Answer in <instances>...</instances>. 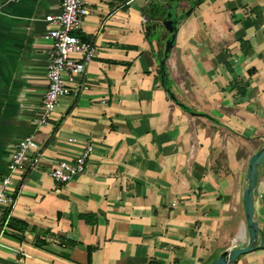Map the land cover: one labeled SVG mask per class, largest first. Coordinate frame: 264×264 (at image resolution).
Returning a JSON list of instances; mask_svg holds the SVG:
<instances>
[{"label":"crops","instance_id":"obj_1","mask_svg":"<svg viewBox=\"0 0 264 264\" xmlns=\"http://www.w3.org/2000/svg\"><path fill=\"white\" fill-rule=\"evenodd\" d=\"M83 2L86 87L38 126L43 16L59 0H0V176L17 141L38 144L12 178L0 264H206L245 245V171L264 141V0ZM175 17L165 88L163 22ZM87 140L83 171L54 182L50 168ZM252 211L255 247L230 264H264V160Z\"/></svg>","mask_w":264,"mask_h":264},{"label":"built area","instance_id":"obj_2","mask_svg":"<svg viewBox=\"0 0 264 264\" xmlns=\"http://www.w3.org/2000/svg\"><path fill=\"white\" fill-rule=\"evenodd\" d=\"M90 9L83 0H59L55 13L43 16L47 28L42 37L49 41L46 58V87L40 99V112L37 125H43L52 115L58 98L76 96L85 89V67L94 55L93 44L83 40L75 33L81 26L82 19ZM92 145L85 141L77 156L72 161L59 160L48 172L49 177L62 184L81 173L89 156ZM33 162L38 157V144L32 136H26L14 145L5 172L0 176V218L5 208L11 207L15 200L14 176L21 174L24 162L29 156Z\"/></svg>","mask_w":264,"mask_h":264},{"label":"water","instance_id":"obj_3","mask_svg":"<svg viewBox=\"0 0 264 264\" xmlns=\"http://www.w3.org/2000/svg\"><path fill=\"white\" fill-rule=\"evenodd\" d=\"M163 28L166 32L170 33V36L164 41L163 56L162 59L159 60L160 65H162L163 58L167 55L174 38V26L171 20H165L163 22ZM161 37H164V33H161ZM263 160L264 141L249 157L245 171L246 185L242 192L243 215L245 218L247 237L245 245H243L242 242H238L233 247L219 253L217 257L206 264H230L236 256L251 251L255 247L258 231L252 218V193L256 181L257 168Z\"/></svg>","mask_w":264,"mask_h":264},{"label":"trees","instance_id":"obj_4","mask_svg":"<svg viewBox=\"0 0 264 264\" xmlns=\"http://www.w3.org/2000/svg\"><path fill=\"white\" fill-rule=\"evenodd\" d=\"M202 0H196V4H198L199 2H201ZM180 17H175L174 19H173V26L175 25V23L177 22V20L179 19ZM174 31V30H173ZM77 36H79L81 39H83V40H88V39H86V38H84L83 36H81V35H79V32L77 31L76 33H75ZM157 76H158V79H159V81H160V83H161V85L163 86V87H167L168 86V82H167V75H166V73H165V70H164V68H163V66L162 65H158V69H157ZM243 86H244V83H241L240 84V86H239V82H235V81H232L231 82V87H233V88H237V91H238V93L239 94H243V90L242 89H244L243 88ZM89 216H87V217H85V220L86 221H90L89 220V218H88Z\"/></svg>","mask_w":264,"mask_h":264}]
</instances>
